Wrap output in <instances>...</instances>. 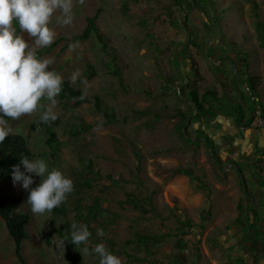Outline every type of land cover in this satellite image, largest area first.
I'll use <instances>...</instances> for the list:
<instances>
[{"label": "rangeland", "instance_id": "374dc122", "mask_svg": "<svg viewBox=\"0 0 264 264\" xmlns=\"http://www.w3.org/2000/svg\"><path fill=\"white\" fill-rule=\"evenodd\" d=\"M72 13L71 25L58 23L59 10L50 17L53 41L80 34L88 18L96 31L71 49L60 40L41 58L82 100L57 101V119L44 123L49 102L42 98L36 111L9 122L33 159L73 182L66 200L43 215L30 212L19 184L0 183V194L19 200V212L30 217L25 263L98 264L68 241L60 247L75 221L91 234L84 246L102 243L121 264H264V197L249 195L236 160L207 134L224 105L239 100L251 113L249 77L264 115V49L256 36L259 24L264 38V0H72ZM189 82L206 117L187 101ZM258 161L252 167L264 176V157ZM187 219L191 227L183 228ZM137 234L166 236L141 245ZM13 249L0 218V264H20Z\"/></svg>", "mask_w": 264, "mask_h": 264}, {"label": "clouds", "instance_id": "9594fccd", "mask_svg": "<svg viewBox=\"0 0 264 264\" xmlns=\"http://www.w3.org/2000/svg\"><path fill=\"white\" fill-rule=\"evenodd\" d=\"M59 10L57 18L61 25H71L73 21L72 0H0V143L10 135L9 119L16 120L22 115L37 110L39 101L49 102L40 115L41 122L57 119L52 106L61 92L60 75L48 70L50 61L36 56L37 48L49 46L56 33L48 27L50 17ZM31 39V44L29 40ZM73 47L69 45V49ZM79 70L73 72L71 82H75ZM21 166L23 171H21ZM34 178H39L33 187ZM11 179L26 190L24 201L33 215H43L64 202L73 191L72 180L60 170H49L44 159H30L22 156L19 164L12 166ZM70 240L64 241L80 248L84 254H92L98 264H121L118 256L102 243L89 249L84 246L90 237L86 225L75 221L69 226ZM103 236V229H97Z\"/></svg>", "mask_w": 264, "mask_h": 264}, {"label": "trees", "instance_id": "16d2710c", "mask_svg": "<svg viewBox=\"0 0 264 264\" xmlns=\"http://www.w3.org/2000/svg\"><path fill=\"white\" fill-rule=\"evenodd\" d=\"M260 26L257 24V40L260 43L261 48L264 49V38L262 32L259 30ZM19 29H17L18 32ZM91 31H96V27L93 23L92 18L87 19V25L84 30L80 34H76L72 36L70 39L66 40L63 38L55 39L49 46L40 48L36 51V56L41 58L43 54L48 53L60 40H65L67 45L85 40ZM194 62L191 61V67H194ZM247 67V64H245ZM195 68V67H194ZM250 84H247L249 91L257 96V82L254 81L253 78L249 77ZM187 87L189 88L188 91V98L187 101L190 102L194 108V112L197 116L206 117L208 114V110L204 109L201 98L197 95L196 89L191 87V82L187 83ZM83 98V95L80 90L73 89L66 81H62L61 84V92L56 97V101H60L62 99H71L75 100V103L78 104ZM95 106L96 109L100 110L98 105V99H95ZM264 116V115H263ZM251 120V119H250ZM250 120L246 122L245 126H249ZM10 122V119H9ZM50 137L53 138V135L50 134ZM28 157L30 159L34 158V154L28 148L26 141L24 138L18 134H10L8 137L5 138L3 143H0V183L5 181H11V171L12 166L18 165L20 158ZM21 171L23 168L21 166ZM182 171L180 169H176L173 171V174H181ZM16 184H19L18 182ZM20 185V184H19ZM205 193V197L207 198V190L202 189ZM242 193L244 195L243 201H246V190L242 186ZM207 200V199H206ZM127 203H133L132 200H126ZM208 202V201H207ZM20 203L19 200L12 197H6L0 194V218L3 220L5 228L7 230L8 235L13 241V253L15 258L20 264H26L23 256L21 254V245L24 240L27 238L26 227L29 223V215L26 213L19 212ZM183 228L191 227L190 220H186L184 225H181ZM179 231V228L177 229ZM184 233H175L174 236H181ZM166 235H152L150 237L136 235L135 239L139 244H147L154 238H163ZM130 243V241H128ZM110 251V250H109ZM113 253V252H112ZM137 261L140 262L141 259H136L131 256H127V262ZM171 264V263H169ZM233 264H248L245 262L244 259L238 258L233 261Z\"/></svg>", "mask_w": 264, "mask_h": 264}, {"label": "crops", "instance_id": "0c3cea01", "mask_svg": "<svg viewBox=\"0 0 264 264\" xmlns=\"http://www.w3.org/2000/svg\"><path fill=\"white\" fill-rule=\"evenodd\" d=\"M243 84L246 87V82ZM233 104L232 108L222 106V111L219 110L221 115L215 118L214 123L207 125V134L221 154L236 160L240 173L246 176V185L248 189L250 188L249 195L258 197L260 194L264 197V191L261 192L264 190L263 173L252 167L258 165V160L264 157L259 153L261 148H264V129L254 131L245 126L251 119L252 107L250 113L248 104L239 107L242 104L239 100ZM235 124H238L239 128H235Z\"/></svg>", "mask_w": 264, "mask_h": 264}, {"label": "built area", "instance_id": "2783aa9c", "mask_svg": "<svg viewBox=\"0 0 264 264\" xmlns=\"http://www.w3.org/2000/svg\"><path fill=\"white\" fill-rule=\"evenodd\" d=\"M245 91L249 102L252 104V116L248 127L250 129H264V117L262 115L259 98L253 95L247 86L245 87Z\"/></svg>", "mask_w": 264, "mask_h": 264}]
</instances>
